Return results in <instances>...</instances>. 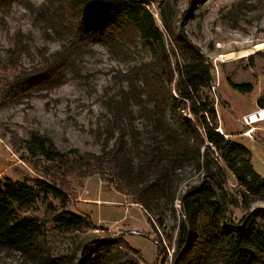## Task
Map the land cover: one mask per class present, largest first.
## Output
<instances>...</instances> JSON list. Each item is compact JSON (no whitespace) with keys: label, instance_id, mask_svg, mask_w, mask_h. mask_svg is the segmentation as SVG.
Returning <instances> with one entry per match:
<instances>
[{"label":"trees","instance_id":"1","mask_svg":"<svg viewBox=\"0 0 264 264\" xmlns=\"http://www.w3.org/2000/svg\"><path fill=\"white\" fill-rule=\"evenodd\" d=\"M6 1L0 0V4ZM32 1L21 0L39 23L56 33L68 31L78 38V44L72 50L56 52L42 67L13 74L7 85L13 92L10 95L24 96L30 87L56 83L71 67L72 53H80L84 44L104 43L128 50L140 45L150 59L123 75L121 82L127 84V90L114 108L112 122L100 133L101 154L91 157L89 175L99 174L117 194L131 199L154 231L164 226L163 213L168 211L176 232L168 240L172 264H264V223L259 219L264 211L255 209L237 222L226 212L227 206L249 210L250 195L264 200V179L252 165L251 151L232 140L233 135L226 138L227 134L218 132L211 94L214 76L202 52L183 34L175 35L160 13L171 39L168 46L143 0ZM232 87L241 93L252 90L247 84ZM132 105H149L158 118L166 144L160 150L140 146L137 130L127 123L133 116ZM27 143L31 154L49 163H67L66 156L54 150L48 139L33 136ZM185 166L197 174L194 182H185ZM229 173L237 183L236 199L228 198L225 189ZM48 197L62 205L61 213L54 217L57 230L91 229L89 218L64 210L68 196L52 183L0 179V264H143L123 238L109 236L83 242L79 255L51 257L43 243L44 227L26 215ZM159 241L154 240L162 247Z\"/></svg>","mask_w":264,"mask_h":264},{"label":"rangeland","instance_id":"2","mask_svg":"<svg viewBox=\"0 0 264 264\" xmlns=\"http://www.w3.org/2000/svg\"><path fill=\"white\" fill-rule=\"evenodd\" d=\"M143 1L164 32L168 46L171 39L163 28L160 13L175 35L183 34L202 52L214 76L211 94L215 98L219 127L253 151L252 165L264 179V146L255 144L252 148L247 139L258 138L264 143L260 134H264V123L252 125L249 136L238 135L248 130L243 125L242 114L264 107V50L247 57L237 55L264 44V0ZM32 2L39 4L38 0ZM77 40L66 30L56 33L47 29L21 0L0 4V179L46 180L67 194L64 210L89 218L91 229L62 233L54 223L62 205L52 197L39 200L26 213L44 227L47 234L43 243L53 258L79 255L83 242L109 236V239L123 238L143 264H172L168 240L176 232L172 231L173 221L168 211L163 213L164 226L154 231L139 206L117 194L99 174L88 173L94 162L91 157L101 154L100 133L112 122L114 108L121 100L122 91L127 90V84L121 82L123 75L140 62L148 61L149 53L140 45L128 50L104 43L84 44L80 53H72L71 67L61 73L56 83L30 87L24 96L10 95L13 92L10 93L11 87L7 85L12 82L13 74L42 67L56 52L72 50ZM232 53L236 54L233 60L222 59ZM246 84L252 88L249 93L232 87ZM8 96L11 97L6 99ZM131 110L133 116L127 123L137 130L140 146L160 150L165 136L151 107L132 105ZM33 136L48 139L54 150L66 156L67 163H49L31 154L27 142ZM183 172L185 182L196 180L197 174L191 167L185 166ZM236 184L229 173L225 186L228 198H238ZM180 189L184 190L183 184ZM250 199L249 210L227 206L231 219L237 222L255 209L264 211L260 196L250 195ZM174 206L179 211L177 201ZM259 219L264 223V216ZM155 239L160 240L162 247Z\"/></svg>","mask_w":264,"mask_h":264},{"label":"built area","instance_id":"3","mask_svg":"<svg viewBox=\"0 0 264 264\" xmlns=\"http://www.w3.org/2000/svg\"><path fill=\"white\" fill-rule=\"evenodd\" d=\"M252 115L255 117V122L253 121ZM243 125L248 128L245 132V135L249 136L250 130H252V125L257 124L259 122H264V107L255 110L254 112L247 114L242 117ZM218 132L222 134L221 129H218Z\"/></svg>","mask_w":264,"mask_h":264},{"label":"bare ground","instance_id":"4","mask_svg":"<svg viewBox=\"0 0 264 264\" xmlns=\"http://www.w3.org/2000/svg\"><path fill=\"white\" fill-rule=\"evenodd\" d=\"M264 50V44H259V45H256L254 48L250 49V50H243V51H240L239 53H237V55H239V57H247V56H250L251 54H253L254 52H257V51H262ZM236 57V54H229V55H226V56H223L222 59L225 60V61H230V60H233L234 58ZM252 118H253V121L255 122V117L252 115ZM222 132V131H221ZM253 131L250 130V134L252 133ZM248 133V134H249ZM223 134V133H222Z\"/></svg>","mask_w":264,"mask_h":264},{"label":"crops","instance_id":"5","mask_svg":"<svg viewBox=\"0 0 264 264\" xmlns=\"http://www.w3.org/2000/svg\"><path fill=\"white\" fill-rule=\"evenodd\" d=\"M249 112V111H248ZM247 113V112H246ZM246 113H243L242 114V117L246 114ZM264 123V122H263ZM221 131H222V133H223V130H222V126H221ZM224 134V133H223ZM262 136H264V134H262V132L260 133ZM240 137H244L241 133H239L238 134ZM228 137H231V135L228 133L227 134V136H226V138H228ZM231 139L232 140H234V135H233V137H231ZM250 142V146L253 148V147H255L254 145L255 144H260L261 146L263 145L264 146V143L261 141V140H258V138H255V139H251L250 140V138H247ZM264 140V139H263ZM252 153H253V151H251ZM254 156V154H252V157ZM252 164H253V162H252ZM254 166V165H253ZM254 169H255V167H254ZM256 172L259 174V172L256 170Z\"/></svg>","mask_w":264,"mask_h":264}]
</instances>
